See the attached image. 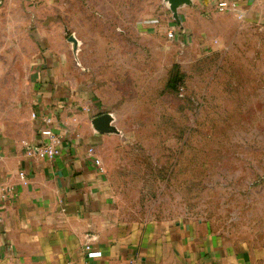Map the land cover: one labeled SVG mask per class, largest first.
I'll return each mask as SVG.
<instances>
[{"label": "rangeland", "instance_id": "obj_1", "mask_svg": "<svg viewBox=\"0 0 264 264\" xmlns=\"http://www.w3.org/2000/svg\"><path fill=\"white\" fill-rule=\"evenodd\" d=\"M184 6L181 41L164 0H0V131L61 72L109 116L126 204L205 218L264 263V18Z\"/></svg>", "mask_w": 264, "mask_h": 264}, {"label": "crops", "instance_id": "obj_2", "mask_svg": "<svg viewBox=\"0 0 264 264\" xmlns=\"http://www.w3.org/2000/svg\"><path fill=\"white\" fill-rule=\"evenodd\" d=\"M198 1L214 11L221 0ZM226 1L235 4L242 18H264V0ZM182 6L175 39L186 41L190 28L182 23L189 7ZM172 25L168 20L167 28ZM157 30L151 37L162 41ZM60 73L43 70L28 114L13 121L22 128L0 131V264H264L246 244L230 243L205 218L126 204L128 183L119 169L128 171L110 162L115 145L107 149L118 136L102 133L92 123L102 113L100 98L88 88L62 83ZM32 112L49 114V127L62 136L52 159L26 155L22 141L33 146L41 141L42 123ZM88 147L101 160L102 172ZM85 244L101 255L86 257Z\"/></svg>", "mask_w": 264, "mask_h": 264}, {"label": "built area", "instance_id": "obj_3", "mask_svg": "<svg viewBox=\"0 0 264 264\" xmlns=\"http://www.w3.org/2000/svg\"><path fill=\"white\" fill-rule=\"evenodd\" d=\"M216 8L218 11H225L226 9H230L231 11H234L237 16H240L235 9V4L231 1L221 0L216 3ZM176 32L175 25H172L167 33L166 36L168 38H174ZM31 117L36 118L38 117L41 121V126L38 129V133L41 137L40 144L37 146H33L30 143H27L26 141H22L26 155L29 157L39 158V159H52L59 153V144L61 142L62 136L55 133L51 127H49V124L51 123V116L49 114L47 115H38L36 112L31 113ZM87 152L89 155L92 156V163L93 165L99 170L103 171V166L101 163V160L99 157H97L94 154V148L88 147ZM18 177L25 181V174L23 171H19ZM84 252L86 254V257L92 258V257H99L101 255V252L97 249H94L91 247L90 244L84 245Z\"/></svg>", "mask_w": 264, "mask_h": 264}, {"label": "water", "instance_id": "obj_4", "mask_svg": "<svg viewBox=\"0 0 264 264\" xmlns=\"http://www.w3.org/2000/svg\"><path fill=\"white\" fill-rule=\"evenodd\" d=\"M164 2L167 4L169 10L171 11L172 18L179 23L178 14H177V8L181 7L182 5L186 4L188 5L190 3V0H164ZM69 40H71L73 43H75V39L70 36ZM109 116L105 113H101L94 117L92 123L96 130L106 133L110 129L109 124Z\"/></svg>", "mask_w": 264, "mask_h": 264}]
</instances>
